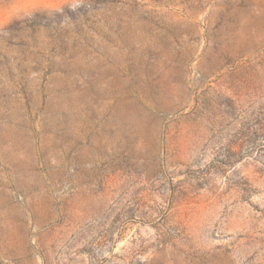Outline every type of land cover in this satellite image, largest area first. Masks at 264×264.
Masks as SVG:
<instances>
[{
    "label": "rangeland",
    "instance_id": "obj_1",
    "mask_svg": "<svg viewBox=\"0 0 264 264\" xmlns=\"http://www.w3.org/2000/svg\"><path fill=\"white\" fill-rule=\"evenodd\" d=\"M0 264H264V0H0Z\"/></svg>",
    "mask_w": 264,
    "mask_h": 264
}]
</instances>
